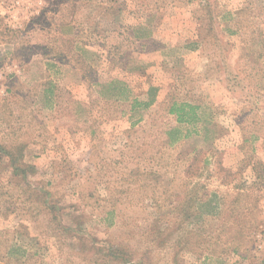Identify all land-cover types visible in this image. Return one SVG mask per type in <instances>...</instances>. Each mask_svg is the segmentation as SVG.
Masks as SVG:
<instances>
[{
    "label": "rangeland",
    "instance_id": "374dc122",
    "mask_svg": "<svg viewBox=\"0 0 264 264\" xmlns=\"http://www.w3.org/2000/svg\"><path fill=\"white\" fill-rule=\"evenodd\" d=\"M129 1L122 9L134 17ZM159 1L174 25L192 10L237 31L239 69L215 79L144 61L137 70L129 30L80 32L121 29V7L0 0V264H264V0ZM123 58L149 105L130 101ZM155 78L172 97L210 106L177 124L168 102L154 103ZM209 78L218 83L195 92ZM227 95L237 114L221 107ZM210 194L218 207L199 212Z\"/></svg>",
    "mask_w": 264,
    "mask_h": 264
},
{
    "label": "crops",
    "instance_id": "0c3cea01",
    "mask_svg": "<svg viewBox=\"0 0 264 264\" xmlns=\"http://www.w3.org/2000/svg\"><path fill=\"white\" fill-rule=\"evenodd\" d=\"M129 5H131V2L129 0H104V7H121L120 9H117V12L120 16L116 14L113 16L112 20L119 21L120 25H122L121 29L119 28L116 30L111 28H95L83 30L80 32H85L84 36H86L87 34L90 38L96 40L101 38L112 39L113 33H115L113 32V30L116 31V37L120 36L121 38H123V34H119V31H122L123 33L124 30H129V35L131 34L130 37L134 41H136L138 45L136 46L137 51L135 54V61L140 64L139 67L136 68L137 70L141 68V63H143L142 61H144L146 69H150L151 71L157 70L156 72H159L163 67L169 68L171 70L175 69L176 71L184 69L185 71H188L192 76H196V74H198V76L201 75L203 77L205 75L207 76L208 74L209 77V75L212 74L215 79L216 72L218 70L227 69L228 71L239 69V57L241 56L239 51V42H237V40H235V37H233V34L237 31L232 33L231 37H229L230 34L224 31L220 24L221 20H218L219 16H214L213 21H210L208 23H201V17L199 18V16L192 15L193 11L190 10L192 12L189 13L190 11L188 10L186 14H183L179 17L180 22L177 25H174L175 21L173 22V13H169V10H165V7L160 4L159 0H136L134 4L136 6V9L133 13L134 17H131L130 15L128 16V12H125L127 16H125L124 14V9L122 8L126 6V9H128ZM163 11L165 12L163 13ZM178 13L179 12H177V14ZM198 18L200 21L198 20ZM182 19H188V22ZM193 19L195 20V22L192 25L190 22ZM115 23L117 22L115 21L114 24ZM74 33L75 32L72 33L73 36H75ZM215 54H217V56L219 57L218 62L215 61ZM102 58L105 63L104 66L108 65V67L110 68L109 70H115V62L111 61L112 57L109 58V55L105 53L104 57ZM125 61H127L126 58L119 60V64L122 65H119V70L123 72L119 81H122L123 83L125 82L124 85L131 93L130 101L138 100L140 97L137 95L136 87L142 85L143 83L142 80L129 83L130 79H125V76L123 75H126V73L130 71L129 67L126 66L128 62ZM218 64L221 65V68L217 67ZM44 69L46 70L45 66L43 68V71ZM72 70H74L73 67ZM192 70H195V74H192ZM75 71L77 73L78 81L77 83L74 82L71 86V90L73 93L72 97L80 100L79 92H77V95L73 88L75 86H77V88L79 89L80 87L83 88L84 84L81 82L82 80H80L81 73H79V69L75 68ZM153 78L154 76L152 75V79ZM159 81L160 80H157L155 78L154 82H152L153 85H155L154 83H156L161 88L157 92L154 103H161L163 101H166L169 105L170 102H173L174 100H186L192 104L198 103L199 105L210 106L208 102H204L202 98V102L199 100L198 102H196L194 96L191 100L172 97L173 92L166 93V87L161 86L159 84ZM193 81L195 82V80ZM215 83H218V81L211 80L210 78L208 80L204 79L200 84L201 88L198 91L195 90V92L202 93L205 90H203L204 86H214L216 85ZM92 84V82H90V84L86 82L85 86L86 88L90 86L93 87ZM171 85L172 84H170V86ZM188 87H191V85H187V88ZM191 89H193V87H191ZM112 101L114 102L115 106H119L120 108V100ZM237 104L238 100H236V98H233L232 96L229 97L227 95L224 101L221 103V107L225 109L224 111L229 114H237ZM109 112L112 113L111 110H109ZM115 114L128 113L119 109L118 111H115ZM129 128L130 127H125L120 128L119 130L127 131ZM175 142H173V144Z\"/></svg>",
    "mask_w": 264,
    "mask_h": 264
},
{
    "label": "trees",
    "instance_id": "16d2710c",
    "mask_svg": "<svg viewBox=\"0 0 264 264\" xmlns=\"http://www.w3.org/2000/svg\"><path fill=\"white\" fill-rule=\"evenodd\" d=\"M207 19H209L208 21H207V23L208 22H210L211 21V19H210V17L209 18H207ZM222 43V42H221ZM222 55V54H221ZM215 56V61L216 62H218L219 61V57L217 56V54H215L214 55ZM242 56V55H241ZM240 58V57H239ZM222 61H223V59H222ZM217 67H220L221 68V65L220 64H218V66ZM153 89L154 88H152L151 89V91H153ZM155 90V89H154ZM196 100V102H198V100L197 99H195ZM134 102H135V104H141V102H142V105L144 104V105H149L150 104V100H147V101H139V100H134ZM133 102V103H134ZM203 105H199L198 103H194V104H192V103H189L188 101H186V100H182V101H177V100H174L173 102H170V104L167 106V112L169 113V114H172V115H174L175 116V122L178 124H180V123H187V122H189V121H191V120H198L199 118H198V116L197 115H195L196 114V112H195V110L196 109H201V107H202ZM171 139V138H170ZM171 141H173V139H171ZM171 141L169 142V144H171ZM211 196L210 197H208L207 199H205V200H198L197 199V201H196V204H197V209L199 210V212H202V213H205L204 212V209H211V208H217L218 207V205L215 203V205L213 206V207H210L211 205H213V204H211L214 200L213 199H215V197H216V195L215 194H210ZM218 203H219V200H218ZM211 204V205H210Z\"/></svg>",
    "mask_w": 264,
    "mask_h": 264
}]
</instances>
